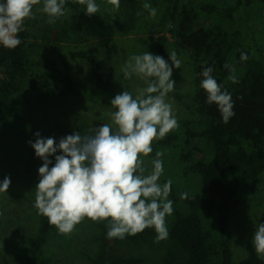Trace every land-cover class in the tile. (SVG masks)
<instances>
[{
  "label": "trees",
  "instance_id": "16d2710c",
  "mask_svg": "<svg viewBox=\"0 0 264 264\" xmlns=\"http://www.w3.org/2000/svg\"><path fill=\"white\" fill-rule=\"evenodd\" d=\"M255 1L237 0V4L246 9ZM258 1L263 5L258 13L264 21V0ZM174 3L168 16L161 20L163 34L158 39V56L167 59L169 38L164 30L170 22V33L191 52L198 89L192 108L196 119L179 121L170 135L152 145V159L157 151L163 154L164 170L159 183L172 182L168 199L173 202V212L165 220L170 245L164 249L160 262L233 264L231 215L247 203L252 191L264 185V51L258 49L260 58L247 51L244 36H249V32L236 29L232 13L197 1H190L181 9L176 0ZM120 4L133 8L137 1L120 0ZM68 6L78 12L80 4L66 0L65 8ZM18 38L21 43L15 49L0 46V120L11 97L21 91L24 79L30 80L31 88L43 90L56 99L83 97L114 111L110 101L118 93L105 79L94 55L79 54L91 65L95 87L90 88L77 84L68 73L59 72L54 61L46 57L42 60L45 73H34L29 66L32 45L26 23ZM54 38L64 40L60 18L43 33L41 40L50 42ZM242 53L247 54L246 61H241ZM225 64L234 66L237 83L228 79L232 73ZM206 67L213 69L212 76L234 102L235 115L227 123L217 105L207 102V94L200 87L201 73ZM34 152L32 149V157ZM31 168L32 162H28V172ZM184 193L188 194L187 199H181ZM39 218L40 227L30 243L26 264H50L45 246L54 226L46 217L39 214ZM100 229L99 239L105 252L93 260L94 264H145L150 253L157 251L148 241L157 235L154 228L135 236L126 235L124 239H109L106 222ZM140 240L148 242L137 249ZM247 254L239 264H264L251 244Z\"/></svg>",
  "mask_w": 264,
  "mask_h": 264
},
{
  "label": "rangeland",
  "instance_id": "374dc122",
  "mask_svg": "<svg viewBox=\"0 0 264 264\" xmlns=\"http://www.w3.org/2000/svg\"><path fill=\"white\" fill-rule=\"evenodd\" d=\"M136 1V7L120 4L119 10L115 11L107 0H95L99 11L93 16L86 14V5H80L78 12L68 6L66 15L60 18L64 40L59 42L54 38L50 42H43L41 37L51 24L47 23L46 14L37 11L43 6L42 0L40 5L34 6L35 19L26 21L29 43L32 45L29 66L37 75L44 74L46 68L42 60L49 58L54 61L59 72L68 73L77 84L94 88L91 65L79 54L94 55L105 79L116 93L121 94L126 90L135 95V88L142 87V81L135 76L130 80L125 79L121 68L131 55L147 51L158 56V39L163 34L160 32L161 20L168 16L170 7L175 5V0ZM176 1L179 9L190 1H197L232 13L236 29L249 32V36H244L247 51L260 58L258 49L264 51V21L258 13L263 7L260 1L256 0L246 9L238 6L237 0ZM144 3L157 9L154 18L143 9ZM138 12L141 15H137ZM166 25L164 33L169 38L166 61L171 65L168 52L172 50L181 60L180 69L173 68L171 79L175 81V89L168 94V100L173 104L178 122L193 121L196 116L192 108L198 85L192 55L170 33V22ZM112 111L107 106L89 102L83 97L56 99L43 90L31 88L30 80H23L21 91L11 97L6 114L0 120V183L5 177L11 180L7 193H0V264H26L30 243L40 227L34 204L35 188L40 180L38 170L43 161L35 152L32 157L33 148L29 144L30 141L35 142V133L39 132L44 139L54 138L58 144L61 138L73 133L92 134L94 128L111 123L108 113ZM61 154L59 151L56 153ZM49 159L52 161L49 165L51 168L55 164V156ZM151 160V156L145 158L147 169L152 167ZM28 162H32L30 172L27 169ZM247 199V203L233 211L230 218L233 264H239L247 257L249 244L254 248V232L260 223L264 224V185L252 191ZM104 223H94L86 218L70 235L61 234L54 227L45 246L50 264H94L93 260L105 252L99 239L102 232L100 226ZM156 237L153 235L148 238L157 251L150 253L145 264H161L164 249L170 245L168 238L157 242ZM148 241H138L135 248L139 249Z\"/></svg>",
  "mask_w": 264,
  "mask_h": 264
},
{
  "label": "clouds",
  "instance_id": "9594fccd",
  "mask_svg": "<svg viewBox=\"0 0 264 264\" xmlns=\"http://www.w3.org/2000/svg\"><path fill=\"white\" fill-rule=\"evenodd\" d=\"M42 0H0V46L15 49L21 40L26 21L35 19L34 6ZM86 5L88 16L96 15L99 5L95 0H76ZM115 11L120 0H107ZM66 0H43L37 11L47 15V23L54 24L66 15ZM150 17L157 9L149 3L142 5ZM141 15V13H137ZM171 65L161 56L149 52L131 55L122 66L125 79L135 76L143 86L135 88V95L124 90L111 101L114 111L108 113L111 123L94 128L92 134L73 133L60 139L41 138L35 133V142H29L35 155L43 161L39 168L35 204L38 214L59 233L70 235L86 218L94 223L106 222L109 239L135 236L147 228H154L157 242L166 240L169 232L166 216L173 212L168 199L171 180L160 184L163 174L162 153L157 151L151 160V170L145 167V158L153 152V143L176 129L178 121L168 94L175 89L171 79L173 68L180 69L181 60L176 51L168 52ZM241 61L248 59L242 53ZM232 73L228 79L237 83L235 68L225 64ZM206 67L200 87L207 94V102L215 104L227 123L235 115L231 95L222 89ZM61 155H56L57 152ZM55 156V164L49 157ZM9 177L0 183V193H7ZM184 193L181 199H187ZM252 244L257 255L264 259V224L256 228Z\"/></svg>",
  "mask_w": 264,
  "mask_h": 264
}]
</instances>
